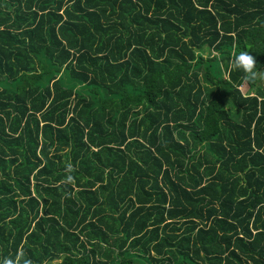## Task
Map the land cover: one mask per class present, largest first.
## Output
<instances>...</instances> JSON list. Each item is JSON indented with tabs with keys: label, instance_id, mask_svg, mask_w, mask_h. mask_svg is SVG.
<instances>
[{
	"label": "trees",
	"instance_id": "16d2710c",
	"mask_svg": "<svg viewBox=\"0 0 264 264\" xmlns=\"http://www.w3.org/2000/svg\"><path fill=\"white\" fill-rule=\"evenodd\" d=\"M261 75L264 0H0V264H264Z\"/></svg>",
	"mask_w": 264,
	"mask_h": 264
},
{
	"label": "clouds",
	"instance_id": "9594fccd",
	"mask_svg": "<svg viewBox=\"0 0 264 264\" xmlns=\"http://www.w3.org/2000/svg\"><path fill=\"white\" fill-rule=\"evenodd\" d=\"M241 60L244 62V64H245V66L247 67V68H251V66H252V64H253V58H251V57H249V56H246V55H244V56H242L241 57Z\"/></svg>",
	"mask_w": 264,
	"mask_h": 264
},
{
	"label": "rangeland",
	"instance_id": "374dc122",
	"mask_svg": "<svg viewBox=\"0 0 264 264\" xmlns=\"http://www.w3.org/2000/svg\"><path fill=\"white\" fill-rule=\"evenodd\" d=\"M249 39H251V38H249ZM262 78H263L262 82H264V75H261V77L258 78V81H260ZM245 89H246V85L243 84V85L240 86V91L241 92L244 93Z\"/></svg>",
	"mask_w": 264,
	"mask_h": 264
},
{
	"label": "crops",
	"instance_id": "0c3cea01",
	"mask_svg": "<svg viewBox=\"0 0 264 264\" xmlns=\"http://www.w3.org/2000/svg\"><path fill=\"white\" fill-rule=\"evenodd\" d=\"M250 31H251L252 33H251V35H248V34H247V37H248V38H252L253 36H255V35L257 34V32H256L255 29H251Z\"/></svg>",
	"mask_w": 264,
	"mask_h": 264
}]
</instances>
